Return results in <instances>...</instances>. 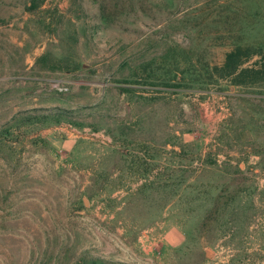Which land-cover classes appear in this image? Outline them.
<instances>
[{"label":"rangeland","instance_id":"rangeland-1","mask_svg":"<svg viewBox=\"0 0 264 264\" xmlns=\"http://www.w3.org/2000/svg\"><path fill=\"white\" fill-rule=\"evenodd\" d=\"M32 1L0 0V264H264V85L202 71L259 36L264 0ZM178 67L198 82L164 85ZM63 122L85 129L68 150L47 139Z\"/></svg>","mask_w":264,"mask_h":264},{"label":"trees","instance_id":"trees-1","mask_svg":"<svg viewBox=\"0 0 264 264\" xmlns=\"http://www.w3.org/2000/svg\"><path fill=\"white\" fill-rule=\"evenodd\" d=\"M38 6V3L33 0L32 6L28 10H34ZM260 34L257 38H250L245 37V39H232L230 42V48L225 52L224 58L221 64L213 65L208 68L203 69L207 74L209 80H219L224 79L229 82L230 85L233 86H262L264 85V21L261 23ZM251 32V31H250ZM249 33V32H248ZM43 59V58H42ZM41 59V60H42ZM63 67H68L67 60L64 59V63L62 62ZM61 66V67H62ZM60 67V68H61ZM179 69V67H178ZM69 69H67L68 71ZM181 70L182 74L173 76L174 83L166 82L164 85L168 86H178L181 85L182 80L185 78L186 72H190V77L192 78L191 81L198 82L199 77L201 75L200 72L196 68L184 67ZM70 71V70H69ZM193 71V73H192ZM194 74V76H192ZM147 78H151L149 75L144 77V80L147 81ZM172 79V78H171ZM135 80L124 79L119 82H123L126 85H120L119 90L121 92H129L132 90L131 86L137 82ZM211 82V81H210ZM150 85H155L150 81ZM191 87V86H190ZM70 110L61 109L55 112H49L38 116H33L35 119L41 120L44 124H55L61 121L69 120L70 119ZM76 125L83 126V122L73 121ZM236 170H240L238 166H235ZM229 180L227 179L225 183H223L219 191L217 193L212 194L211 196H202L200 198L203 203H210L209 208L205 210L199 217L200 219H204L207 215L210 217L216 218L220 212L218 208L219 202H223V205L228 206L232 197L227 195L225 192L229 188ZM234 209H230L227 212L226 217L227 219L236 220L237 217L236 211ZM249 255L243 251L238 250L236 254L232 255L229 264H250ZM80 264H122V263H113V262H106L102 259H86L83 258Z\"/></svg>","mask_w":264,"mask_h":264},{"label":"crops","instance_id":"crops-1","mask_svg":"<svg viewBox=\"0 0 264 264\" xmlns=\"http://www.w3.org/2000/svg\"><path fill=\"white\" fill-rule=\"evenodd\" d=\"M47 139L51 142V144L62 147L63 150L73 148L76 142L75 137H72L69 133L56 130L55 128H52V131L49 132ZM159 235L160 246L165 250H172L180 246L184 240L182 228L177 224L165 227L163 230H161Z\"/></svg>","mask_w":264,"mask_h":264},{"label":"built area","instance_id":"built-area-1","mask_svg":"<svg viewBox=\"0 0 264 264\" xmlns=\"http://www.w3.org/2000/svg\"><path fill=\"white\" fill-rule=\"evenodd\" d=\"M61 89V88H59ZM54 128L56 130H60L61 132L64 133H69L72 137L78 138V137H82L85 135V129L83 130H79L76 127H74L73 125H71L70 123H60L56 126H54ZM65 128V129H63Z\"/></svg>","mask_w":264,"mask_h":264}]
</instances>
